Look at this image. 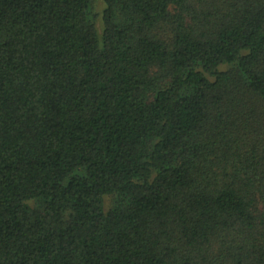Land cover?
Masks as SVG:
<instances>
[{"label": "trees", "instance_id": "1", "mask_svg": "<svg viewBox=\"0 0 264 264\" xmlns=\"http://www.w3.org/2000/svg\"><path fill=\"white\" fill-rule=\"evenodd\" d=\"M0 0V264H264V0Z\"/></svg>", "mask_w": 264, "mask_h": 264}, {"label": "rangeland", "instance_id": "2", "mask_svg": "<svg viewBox=\"0 0 264 264\" xmlns=\"http://www.w3.org/2000/svg\"><path fill=\"white\" fill-rule=\"evenodd\" d=\"M103 7L101 0H92V13L94 16L96 32L99 37L101 36V12Z\"/></svg>", "mask_w": 264, "mask_h": 264}]
</instances>
